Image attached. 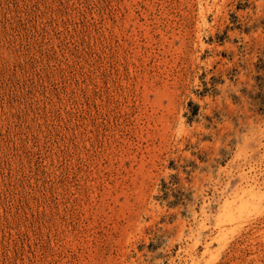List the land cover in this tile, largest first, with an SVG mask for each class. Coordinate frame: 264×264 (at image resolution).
<instances>
[{
    "label": "rangeland",
    "instance_id": "rangeland-1",
    "mask_svg": "<svg viewBox=\"0 0 264 264\" xmlns=\"http://www.w3.org/2000/svg\"><path fill=\"white\" fill-rule=\"evenodd\" d=\"M256 263L264 0H0V264Z\"/></svg>",
    "mask_w": 264,
    "mask_h": 264
},
{
    "label": "bare ground",
    "instance_id": "bare-ground-1",
    "mask_svg": "<svg viewBox=\"0 0 264 264\" xmlns=\"http://www.w3.org/2000/svg\"><path fill=\"white\" fill-rule=\"evenodd\" d=\"M249 263V262H248ZM257 264V263H256Z\"/></svg>",
    "mask_w": 264,
    "mask_h": 264
}]
</instances>
